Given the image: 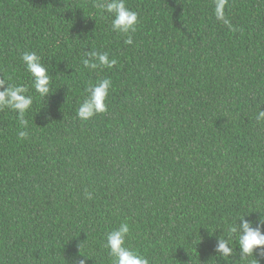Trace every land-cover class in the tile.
I'll return each mask as SVG.
<instances>
[{"label": "trees", "instance_id": "trees-1", "mask_svg": "<svg viewBox=\"0 0 264 264\" xmlns=\"http://www.w3.org/2000/svg\"><path fill=\"white\" fill-rule=\"evenodd\" d=\"M99 2L0 0V79L35 97L27 129L0 110V264H112L104 244L121 222L150 264H225L214 249L228 224L264 218V0H228L234 30L214 0H126L133 45ZM25 50L52 75L45 99ZM86 51L118 64L85 68ZM104 77L108 111L79 120ZM254 259L237 247L227 264Z\"/></svg>", "mask_w": 264, "mask_h": 264}, {"label": "clouds", "instance_id": "clouds-1", "mask_svg": "<svg viewBox=\"0 0 264 264\" xmlns=\"http://www.w3.org/2000/svg\"><path fill=\"white\" fill-rule=\"evenodd\" d=\"M228 0H214V16L223 22L229 29L234 30L231 21L227 18L226 8ZM97 7L102 14L111 16V31L127 36L124 40L126 45H133L132 34L137 31L139 13L131 10L126 0H100ZM26 72L29 74L30 85L39 94L46 98L51 91L52 75L46 67L42 57L35 51L25 50L21 56ZM85 68L90 70L112 69L118 64V60L110 56L108 52L86 51L81 58ZM113 86L110 77H104L95 83L89 82L85 88V98L76 110L77 118L81 121H89L93 117L108 111V97ZM29 93V85L16 83L11 76L0 79V110L10 109L17 114L22 128L27 129L29 120L26 114L33 108L35 97ZM257 120H264V110H260ZM29 132H19L21 139L28 137ZM87 199H93L91 192L85 193ZM247 214H242L232 220L227 227V238H219L215 244V252L218 260L225 264L233 258L239 248L241 259L255 257L251 264H257V256L264 257V218L262 216L255 222L246 219ZM239 220V223L237 221ZM131 235L129 223L121 222L117 228L109 231L106 235L104 247L108 250V256L112 264H150L149 258L139 249L128 244ZM235 238V239H234ZM233 243L237 247H233ZM80 264H84L81 260Z\"/></svg>", "mask_w": 264, "mask_h": 264}]
</instances>
